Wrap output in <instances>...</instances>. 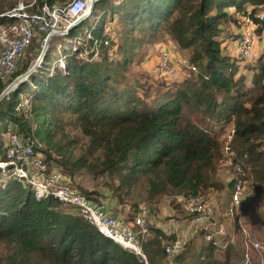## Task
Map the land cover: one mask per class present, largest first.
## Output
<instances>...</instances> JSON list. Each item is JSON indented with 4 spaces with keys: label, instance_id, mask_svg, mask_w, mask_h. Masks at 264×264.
Instances as JSON below:
<instances>
[{
    "label": "trees",
    "instance_id": "trees-1",
    "mask_svg": "<svg viewBox=\"0 0 264 264\" xmlns=\"http://www.w3.org/2000/svg\"><path fill=\"white\" fill-rule=\"evenodd\" d=\"M5 1L0 0V16L18 4L9 1V9L3 10ZM64 1L38 0V5ZM260 11L264 12V0H98L92 14L66 34L68 39L82 35V25L98 17L71 53L63 55V66L50 71L49 48L41 66L0 102L2 134L13 133L26 141L38 139L47 160L53 159L73 178L76 173L112 175L122 187L144 175L148 200L179 195L181 203L177 202L183 207L180 214L185 219L190 216L184 208L186 203L200 198L210 206L200 193L224 188L212 182L210 176L224 149L232 169L224 217L230 215L236 184L234 163L241 164L245 182L244 200L240 203L251 198L246 192L247 181L252 182L253 197L264 202V56L253 61L256 72L251 85H247L236 66L240 63L222 54L221 45L226 40L220 37L224 32L226 37H232L228 27L233 25L236 32L231 39L235 41L243 21ZM108 18L120 28L116 35L120 44L107 34ZM11 20L2 16L0 25ZM263 27L261 22L258 36ZM160 34L189 52L187 71L191 75L179 83L168 84L165 78L164 82H143L144 74L128 75L135 51L144 43L154 44ZM118 53L122 59L114 61ZM156 64L157 61L156 74L163 77ZM28 67L23 66L11 80ZM157 84H162L164 90L150 94L151 87ZM24 93L29 111L21 104ZM212 122L232 126L224 146L219 142L220 133L209 127ZM66 127L77 129L87 138L85 155L73 158L60 146L56 134L62 135ZM3 147L1 139L0 162H4ZM94 152L99 156L90 159L87 155ZM81 194L114 217L106 201L94 202L89 195ZM212 206L219 228L223 221L219 206ZM64 207L70 208L52 197L36 198L29 187L17 180L0 183V243L5 250L0 264H233L238 259L239 249L226 235L221 242H207L206 236L213 235L214 230L206 232L194 226L182 242L175 231L169 232L153 220L149 224L145 221L143 230L136 233V253L103 236L76 208L70 215ZM234 225L237 229L236 221ZM199 237L204 244L195 251L193 245ZM177 240L181 248L168 253L167 247Z\"/></svg>",
    "mask_w": 264,
    "mask_h": 264
},
{
    "label": "rangeland",
    "instance_id": "rangeland-1",
    "mask_svg": "<svg viewBox=\"0 0 264 264\" xmlns=\"http://www.w3.org/2000/svg\"><path fill=\"white\" fill-rule=\"evenodd\" d=\"M9 1H15V3L18 1V4L16 6H18L20 3L25 6L29 2V0H6L3 3L4 4L3 10L9 9L10 4H7ZM67 1L68 0L64 2ZM114 1L117 3L119 0H114ZM15 3H12L11 7H13L14 6L13 4ZM97 18L98 17L92 18L88 22H86L87 24L82 25V27L79 30V33L82 35L78 36L80 40L83 38V34L87 31V28L88 27L92 28L93 25L97 22ZM106 26L110 28L107 34L113 38L114 42L120 44V42L116 40V35L120 31L119 26H115L114 22L113 23L110 22L109 18L106 19ZM3 27H6V25H3ZM228 29H231L229 32L233 37V35L236 32V27L231 25L228 27ZM226 35L227 32H224L220 36L221 38H223V40L228 41L226 44V48L235 47L236 49V42L231 39L232 37L228 38L226 37ZM37 39L38 38H35L32 41L31 45L29 46V49L25 53L24 60L17 68L16 72H20L23 69V66L26 65H29L28 67L29 69L38 59V56L43 46H41L40 41ZM256 39L257 40L255 41V46L253 50V55H255L256 57L248 60L241 59L242 61H238L236 56H234V54L233 55L230 54V52H228L227 49L223 47V44L221 45L223 50L222 54H224V56H226L229 59V61L240 63L239 65L236 66L237 68H239L240 75L245 78L247 85H251V78L253 74L256 72V68H255L256 61L255 62L253 61L259 56H264V27L262 33L259 36L257 35ZM154 41H153L154 44L152 45H149L151 43H144L143 45L139 46V48L135 51L132 59L133 62L128 67L129 76L134 77L135 75H139L142 77V75L144 74V77L146 79H144L143 82H145L148 79L163 81V79L165 78L166 80L170 81L167 82L168 84H172L177 82L179 83L183 78H186L188 75L189 76L191 75L187 71L188 65L190 64L188 62V58H189L188 51H182L181 49H179L174 41H172L169 37H166L163 34L157 36V38ZM77 45L78 44L72 45L71 40L66 38V34L53 37L48 45V49L51 48V52L49 51L48 53L49 61L47 62L51 66L50 71L52 70L53 67L59 68V66H61V63L65 62V57L63 55L71 53L72 51L71 49H73ZM83 46H86V43H84ZM164 49H167L173 54L174 66L178 73L177 75L178 78L160 77L159 75L156 74L157 72L155 71V61L157 60L158 53ZM235 49H233V53L236 54ZM107 56H109V52L107 53ZM121 59H122V55H120L119 53L118 55H114L113 57L114 61H119ZM83 60L86 59L84 58ZM17 77L18 76H16L14 79H16ZM174 79H177V81H174ZM13 80H11L9 83L8 81L7 82L0 81V86H3L2 91L5 90L6 87L9 86ZM160 89L164 90L163 85L157 84L151 87L149 93L154 94L155 92L160 91ZM2 91H0V93ZM26 92L27 93L30 92V89L27 90ZM141 92L142 90L139 89L140 94ZM27 93H24V95L20 97L22 105H25L27 103V100H25V94ZM8 96L9 94L5 96L3 100L7 99ZM25 108L28 111L30 109V107H25ZM2 127L3 125H0V134L3 133L4 127L3 129ZM209 127L211 128L212 132L220 133V137H219L220 144L224 146L226 142L229 141V135L232 129L231 125L227 123L217 124L212 122L210 123ZM2 138L3 137L0 136V140ZM7 138L8 137L2 140V143L4 145L7 143L8 140ZM56 139L59 140L60 146H63L64 150L67 151L73 158H77L80 155L86 154V146L88 140L77 129L66 127L62 135L59 133L56 134ZM37 141L40 142L38 139ZM220 153H223L221 155L222 157L215 164V168L213 172L212 170L210 171V173L212 172L210 176L212 182L220 184L224 188L221 191L216 189H207V190H203L200 194L205 197L203 199L210 206L214 204L216 205V208H218L219 206V214L221 215L220 217L223 220L219 228H222V230L224 231L223 237H225L226 235L227 238L228 236L230 239L233 240L234 242L233 244L235 248L237 247V249H239V251H237L238 259L234 261L233 264H255V262L259 260L260 257L254 256L253 249L251 247L253 242H258L260 245H262L261 252L264 255V202L260 198L253 197V195L251 194L252 182L247 181L246 192L250 195L251 198H248L244 204H240L238 206L239 209L236 211L235 216L232 219H230V216L228 214H227V218L224 217L225 209H226V207L224 206L227 201V197L230 194V192H228L226 187L232 178V169L227 159V155L224 152V149ZM52 154L56 156V154L54 153ZM87 156L90 159H93L99 156V153L94 152L91 156L89 155ZM40 158L42 160H46L47 155H45L44 151L43 153H40ZM93 162L94 161H91L92 164ZM52 166H54L55 168H59L60 172L63 175L68 176L67 175L68 172L62 169L60 166H58V164H56L55 161L54 163H52ZM233 172H234V168H233ZM74 175L75 178L71 177L72 182L75 184L76 188L80 192L82 191L83 193L89 195L94 202L106 201L108 209L112 212L111 215H113L115 218L122 219L126 224H124L123 221H121V224L128 226L133 232L137 234L140 228L132 227L130 225L131 222L130 218L133 213H136L137 207L140 205H144L146 207L148 206L149 207V208L147 207L148 211L151 210V207L153 208L151 212H153L154 218L147 219L146 222H148V224L150 220H153L156 223L160 224V226L159 225L157 226L161 228H165L170 224V222L173 223L175 222L176 229L180 228L177 235L180 237L179 239L182 242L188 236L186 235V233L190 232L191 230L193 231V229L195 228L194 227L195 224L190 225L189 222H186L187 218L186 219L184 218L183 213L180 214V210L181 209L183 210V207L180 206L179 204L181 203V199H182L179 195L172 194L169 196L156 198L153 201L148 200L146 176L144 175H139L136 181L133 182L131 185H122V187L119 186L118 180L115 178V176L112 177V175L100 176V175H96L95 173H81L80 175L79 173H76ZM9 176L10 174H8V172L5 169H1L0 180L11 178ZM64 208L68 209L67 212L69 214L74 213L73 207L70 206V208L68 207H64ZM235 221L237 226L236 228L238 230L234 229ZM181 224H185L186 226L182 227ZM169 232H173V231L170 229ZM193 234L194 236L196 235L194 232ZM247 236L249 237V242L247 241ZM194 244L195 245H193V248L195 251H197V248L201 244H204V240H202L199 237ZM223 244H225V242H223ZM246 247L249 248V254L247 255V259L244 261V255L246 254ZM4 253L5 250L2 244L0 243V257L1 255H4ZM241 256H242V260H240Z\"/></svg>",
    "mask_w": 264,
    "mask_h": 264
},
{
    "label": "built area",
    "instance_id": "built-area-1",
    "mask_svg": "<svg viewBox=\"0 0 264 264\" xmlns=\"http://www.w3.org/2000/svg\"><path fill=\"white\" fill-rule=\"evenodd\" d=\"M90 1L68 0L53 5L45 2L39 6L38 0H29L27 5L20 3L2 15L13 20L6 27H0V81L9 82L12 79L18 64L22 62L35 38L44 46L48 35L60 30L67 31V28L73 26L88 11ZM261 22H264V13L258 12L253 17H247L240 26L238 37L235 39L236 52L240 59L248 60L253 56L257 30ZM79 40L80 38L76 37L71 44H76ZM156 70L163 77L177 78L174 57L168 50H161L158 53ZM7 139L4 145V162L0 163V168L5 169L11 178L2 179L0 183L8 179L17 180L28 186L38 199L52 197L63 205L76 208L79 215L98 227L103 236L123 248L139 253L137 234L128 226L121 224L120 219L110 216L102 206H96L87 196L81 194L68 173L69 177L63 175L59 168L52 166L53 159L42 160L40 153H43V146L35 138L26 141L16 134H9ZM232 165L236 184L229 205L230 215L236 213L240 202L244 200L242 196L245 184L241 164L238 162ZM184 208L194 226L202 227L206 232L214 230L213 235L206 236L207 242L214 240L216 236H223L222 228L216 227L212 208L204 204L200 198H193L184 205ZM151 217L154 218L153 212L140 205L130 225L143 230L145 221ZM172 246L167 247L168 253L176 252L182 243L177 240ZM251 247L256 256L260 257L257 264H264L261 257L262 246L255 242ZM248 254L246 251L244 260Z\"/></svg>",
    "mask_w": 264,
    "mask_h": 264
},
{
    "label": "water",
    "instance_id": "water-1",
    "mask_svg": "<svg viewBox=\"0 0 264 264\" xmlns=\"http://www.w3.org/2000/svg\"><path fill=\"white\" fill-rule=\"evenodd\" d=\"M98 0H91L90 1V5H89V8H88V11L83 15L81 16L77 22L67 28V31H59V32H54L50 35H48L46 38H45V42H44V46L38 56V59L36 60V62L23 74L19 75L16 79H14L11 84L9 86L6 87L5 90H3L1 93H0V102L3 100V98L5 96H7L8 94H10L11 92L15 91L19 85H21L22 83L26 82V80L28 79V77L37 70L38 67H40L41 63L43 62L44 60V57L46 55V51L48 49V45H49V42L50 40L55 37V36H59V35H64V34H67V32L72 28V27H75V26H78L79 24H81L83 21H85L93 12V8H94V4L97 2Z\"/></svg>",
    "mask_w": 264,
    "mask_h": 264
},
{
    "label": "crops",
    "instance_id": "crops-1",
    "mask_svg": "<svg viewBox=\"0 0 264 264\" xmlns=\"http://www.w3.org/2000/svg\"><path fill=\"white\" fill-rule=\"evenodd\" d=\"M263 31V30H262ZM227 40L226 41H224V43H223V47L225 48V49H227V51L228 52H230V54H234V56H237V54H235V53H233V49H235V47H228V48H226V44H227ZM224 49V50H225ZM236 50V49H235ZM157 61V60H156ZM156 61H155V63H156ZM7 135L8 134H3V135H1V137H3L2 138V140L3 139H5L6 137H7ZM4 145V144H3ZM165 210V209H164ZM153 222H155V221H153ZM187 222V221H186ZM156 223V222H155ZM156 225H159L160 226V224L159 223H156ZM182 225V227H185L186 225L185 224H181ZM166 228H168L169 230L171 229L172 231H175L177 234H178V231H179V229H176V227H175V222L173 223V222H171Z\"/></svg>",
    "mask_w": 264,
    "mask_h": 264
},
{
    "label": "clouds",
    "instance_id": "clouds-1",
    "mask_svg": "<svg viewBox=\"0 0 264 264\" xmlns=\"http://www.w3.org/2000/svg\"><path fill=\"white\" fill-rule=\"evenodd\" d=\"M260 12H262V11H260ZM258 13V12H257ZM264 13V12H263ZM73 28V27H72ZM68 33V32H67ZM76 38V37H75ZM74 38H72V39H70L71 40V42H72V40H73ZM80 41V40H79ZM78 41V42H79ZM78 42L76 43V44H78ZM171 53V52H170ZM172 54V53H171ZM236 54H237V52H236ZM173 55V54H172ZM238 56V55H237ZM61 66H63V64L61 63ZM177 78H178V76H177ZM27 81V80H26ZM174 81H177V79L176 80H174ZM26 107V106H25ZM13 134V133H12ZM9 135V134H8ZM8 135H7V137H8ZM4 148V147H3ZM1 163V162H0ZM0 171H1V168H0ZM24 184V183H23ZM25 185V184H24ZM28 187V186H27ZM31 190V189H30ZM235 215V214H234ZM230 216V219L232 218V215H229ZM227 218V217H226ZM187 222H189L190 223V225H192V221H191V218L188 216L187 217ZM223 236L222 237H214V239H216V242H221L222 240H223ZM249 238V237H248ZM232 242H233V240H232ZM249 242V241H248ZM234 243V242H233ZM253 243H255V242H253ZM262 246V245H261ZM246 251H248L249 252V248L248 247H246ZM262 251V250H261ZM254 253V252H253ZM255 254V253H254ZM255 256H256V254H255ZM257 257V256H256ZM261 257L264 259V255L262 254V252H261ZM245 261V260H244ZM259 260H257L256 262H255V264H257V262H258Z\"/></svg>",
    "mask_w": 264,
    "mask_h": 264
}]
</instances>
